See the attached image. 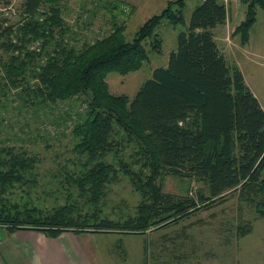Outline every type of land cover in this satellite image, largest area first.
I'll list each match as a JSON object with an SVG mask.
<instances>
[{
  "label": "trees",
  "instance_id": "trees-1",
  "mask_svg": "<svg viewBox=\"0 0 264 264\" xmlns=\"http://www.w3.org/2000/svg\"><path fill=\"white\" fill-rule=\"evenodd\" d=\"M186 1L170 0L131 40L125 24L113 20L108 33L81 46L69 39L73 28L60 0H24L18 21L0 22V110L7 111L3 99L10 100L15 90L25 106L47 115L73 99L84 106L71 118L74 158L63 166L71 198L76 192L79 200L52 208L34 202L40 156L0 137V232L143 234L231 196L264 218V108L214 33L230 18L228 3L201 0L187 30L179 32L168 65L155 68L134 97L110 90V72L127 75L143 67L150 51L163 52L156 28L164 20L185 25ZM241 1L245 18L232 35L246 45L264 0ZM126 5L115 1L111 8L129 14ZM4 121L1 113L0 125ZM122 176L140 201L135 214L110 218L104 208L108 188ZM167 176L196 180L204 189L167 192Z\"/></svg>",
  "mask_w": 264,
  "mask_h": 264
},
{
  "label": "rangeland",
  "instance_id": "rangeland-1",
  "mask_svg": "<svg viewBox=\"0 0 264 264\" xmlns=\"http://www.w3.org/2000/svg\"><path fill=\"white\" fill-rule=\"evenodd\" d=\"M24 0H11L0 5V22L4 18L12 21L20 19L18 8ZM123 1L129 14L113 10V2ZM63 16L73 28L70 41L81 46L108 33L112 21L125 24V35L131 40L138 28L152 15L160 13L168 0H60ZM201 0H187L183 14L185 25H173L164 20L156 33L164 41L162 53L150 51L149 59L143 67L127 75L110 72L107 81L112 93L134 97L140 87L152 77L157 67H166L172 51L178 48V34L187 30L191 15ZM229 20L226 25L216 27L215 38L221 52L228 40L240 46L238 36L232 35L235 26L245 18L246 6L241 0H229ZM258 25L250 32L251 46L261 48L264 53V11L258 8ZM228 24L232 29L228 32ZM227 38V39H226ZM150 40L146 46L150 50ZM250 42V41H249ZM248 42V43H249ZM39 42L33 44L36 48ZM41 46V43H40ZM225 55V54H224ZM226 57V56H225ZM227 58V57H226ZM229 61V59L227 58ZM246 83L264 108V59L253 63L248 70ZM13 91L7 102V111L0 110L7 121L0 125V137L8 136L11 144L24 146L38 154L41 162L40 185L33 194L34 202L44 208H52L67 201L79 200L71 185L63 176L67 159L74 158L71 125L76 112L83 110L81 100L61 102L54 114L36 112L32 106ZM127 155L132 148H127ZM126 157V156H125ZM56 174L55 176H53ZM204 189L196 180L178 179L167 176L164 188L167 192L185 194ZM105 199V213L110 218L127 217L135 214L140 196L128 179H122L108 188ZM249 230L245 235L243 233ZM85 236V235H83ZM91 242L79 239L84 247L97 251L102 264H264V218H260L255 208L229 197L224 203L211 210H202L178 223L143 234L93 233ZM86 251L89 248H85Z\"/></svg>",
  "mask_w": 264,
  "mask_h": 264
},
{
  "label": "crops",
  "instance_id": "crops-1",
  "mask_svg": "<svg viewBox=\"0 0 264 264\" xmlns=\"http://www.w3.org/2000/svg\"><path fill=\"white\" fill-rule=\"evenodd\" d=\"M256 25L258 22L252 30ZM227 29L229 32L232 27L228 24ZM215 30L216 28L214 33ZM251 39L246 45L238 46L232 44L231 40L224 46L221 45L229 62L236 63L245 78H250L249 67L258 63L259 59H264L261 48L251 46ZM92 235L93 233L64 231L59 237H48L33 230H21L16 233L4 230L0 232V264H102L98 258L99 253L91 247H84L79 241L85 238L86 242H91ZM85 248L89 250L86 251Z\"/></svg>",
  "mask_w": 264,
  "mask_h": 264
},
{
  "label": "built area",
  "instance_id": "built-area-1",
  "mask_svg": "<svg viewBox=\"0 0 264 264\" xmlns=\"http://www.w3.org/2000/svg\"><path fill=\"white\" fill-rule=\"evenodd\" d=\"M11 0H0V5H2V4H7V3H9ZM202 1H207V0H202ZM220 1H222V2H224V3H228L229 2V0H220Z\"/></svg>",
  "mask_w": 264,
  "mask_h": 264
}]
</instances>
